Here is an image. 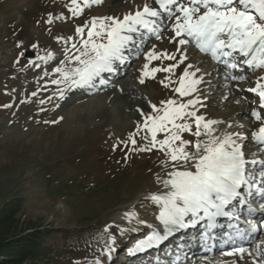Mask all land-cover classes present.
<instances>
[{"label":"rangeland","instance_id":"rangeland-1","mask_svg":"<svg viewBox=\"0 0 264 264\" xmlns=\"http://www.w3.org/2000/svg\"><path fill=\"white\" fill-rule=\"evenodd\" d=\"M118 1L124 4L121 8H115L116 0H102L73 16L71 0H0V247L9 236L28 239L45 230L48 245L57 251L47 264H120L126 250L141 249L145 240L155 237L163 205L152 197L167 193L169 173L184 168L182 161L174 164L158 148L140 150L149 146L150 139L141 113L152 114V104L159 108L161 101L199 99L195 109L188 110L220 122L213 126L214 135L232 133L239 145V139L245 138L244 147L253 143L256 118L252 113L259 111L264 120V108L259 97L253 99V92H241L245 85L247 90L255 88L252 81L257 78L264 83V69L262 74L240 79L241 90L234 93V88L226 90L220 85L225 82L222 72L211 73L206 55L194 54L198 50L188 44L181 49L187 58L171 73L156 72L154 79L144 76V83L140 82L146 63L149 68H167L179 61L177 38L167 29L145 45L141 42L147 33L142 37L136 34L138 45L130 54L141 47V55L132 56L127 51L125 59L133 62L128 61L123 74L107 87L92 91V86L68 89L64 83H54L62 79L57 67L74 66L66 59L72 43L81 42L77 27L93 18H123L132 12V0ZM79 3L83 7V0ZM152 4L156 7L154 1ZM153 48L157 53H176L177 59L149 62L146 55ZM186 69H199L198 79L211 74L207 87L197 88L190 96L176 93ZM111 73H103V80ZM245 76L249 75L245 72ZM169 77L175 83L165 87L161 81L167 83ZM225 97L232 99V109L217 110L212 104L225 101ZM37 101L43 103L39 112ZM177 122H188L195 131L190 118ZM165 136L160 132L157 140ZM182 138L196 142L191 132L183 133ZM187 168L194 171L190 164ZM11 203L20 206L16 205V210ZM137 228L143 230L137 233ZM250 257L239 264H261L257 257ZM9 258L13 256L0 253L1 264H10L6 262ZM23 264L29 262L25 259Z\"/></svg>","mask_w":264,"mask_h":264},{"label":"snow or ice","instance_id":"snow-or-ice-1","mask_svg":"<svg viewBox=\"0 0 264 264\" xmlns=\"http://www.w3.org/2000/svg\"><path fill=\"white\" fill-rule=\"evenodd\" d=\"M101 2L102 0H83L81 7L79 0H71L69 10L73 16H77L83 13L84 8ZM154 3L158 8L149 0H144L141 7L135 12L124 14L123 18L97 17L83 27H77L76 32L81 37V42L79 45L72 43L66 59V63L74 66L57 67L55 71L62 79L54 83H64L68 89L91 87L97 79L104 83L102 74L114 72L116 62L125 61V51L130 52L137 44L135 35L142 37L147 32L159 38L165 19L169 21V30L177 38L174 42L178 44L177 53L180 59L177 64L167 68L154 67L149 70V64L146 63L141 83H144V76L154 79L156 72L171 73L187 58L181 49L191 42H194L200 51L210 54L214 60L228 68L237 69L243 64L253 71L264 69V0H154ZM51 22L50 19L49 23ZM161 58L176 60L177 54L157 53L153 48L146 55L149 62ZM41 59L47 60L48 57ZM188 68L191 69L192 65H188ZM198 71L199 69H186L179 80V87L174 91L180 96H190L196 92L197 85L202 82L196 78ZM232 79L243 77L233 76ZM261 80H264V77H261ZM161 83L169 87L175 82L169 77L167 83ZM248 91L260 98V107L264 108V83L257 81L256 87ZM60 95L63 98V89ZM199 103V99H192L187 103L170 99L161 101L162 106L159 108L152 104V114L141 113L144 116L143 129L150 133V139L145 136V139H149V146L140 150L151 151L152 148H158L164 151L174 164L183 162L181 167L184 170L172 171L169 173L171 178L165 181V185L170 188L169 193L152 197L163 205L160 220L166 229L183 226L185 218L189 216L198 221L201 214L214 224L218 217L230 215L226 209L233 201L246 203L241 198L242 188L247 186L248 194L251 195L246 170L248 161L244 158L241 146L237 144L236 136L232 133L222 137L214 135L213 126L220 122L206 120L205 117L198 116L195 110H188L195 109ZM252 116L261 120L259 111H253ZM186 117L194 122V132L192 124L177 122L185 121ZM140 130L138 128V131ZM160 132L166 133L163 140H157V134ZM185 132H191L196 137L194 144L182 138ZM201 136L206 139L201 140ZM253 138L264 145V127L254 132ZM178 141L179 145L176 143ZM131 143L136 145V140L131 138ZM189 147L195 151H187ZM189 164L194 171L188 170ZM258 192L264 198V189H258ZM260 207L264 209V203H261ZM250 231H256V225H252ZM150 242L151 238L144 244ZM261 243L264 244V241ZM235 251L243 254L247 249L240 247ZM258 255H264V249L259 246Z\"/></svg>","mask_w":264,"mask_h":264},{"label":"trees","instance_id":"trees-1","mask_svg":"<svg viewBox=\"0 0 264 264\" xmlns=\"http://www.w3.org/2000/svg\"><path fill=\"white\" fill-rule=\"evenodd\" d=\"M13 204L11 203L13 209L16 210L17 206H20L17 203ZM48 236L49 233L45 230L36 231L28 239L13 235L9 236L1 241L0 253L13 256V258L8 259L10 261H6L10 264H23L25 259L29 264L30 262L33 264H47L50 262V258L57 254V251L48 245Z\"/></svg>","mask_w":264,"mask_h":264},{"label":"bare ground","instance_id":"bare-ground-1","mask_svg":"<svg viewBox=\"0 0 264 264\" xmlns=\"http://www.w3.org/2000/svg\"><path fill=\"white\" fill-rule=\"evenodd\" d=\"M154 0H149V2L150 3H152ZM143 2H144V0H132V3H133V5H134V7H133V9H132V12H135V10L138 8V7H141L142 6V4H143ZM122 2H120V1H118V0H116V6H115V8H121V6H123L124 4H121ZM128 6V5H127ZM166 29H169L168 27H167V24H165V27H163V30L161 31V33L164 31V30H166ZM171 32V31H170ZM171 34V36L172 35H174V33L173 32H171L170 33ZM154 40V38L152 39H149V40H147L146 41V43H151L152 41ZM171 40V38L170 39H167V41H170ZM155 41V40H154ZM152 47V46H151ZM156 50V49H155ZM159 51V50H158ZM157 52V51H156ZM194 55V54H193ZM193 57V56H192ZM191 57V58H192ZM190 58V59H191ZM206 59L208 60V61H210V60H214L212 57H211V55L210 54H207L206 53ZM206 60V61H207ZM217 67L215 66V67H212V66H210L209 68H210V71H212L211 73H213V71L215 72V71H217V69L218 68H225V65L224 64H222V63H220V62H218L217 61ZM128 65V61H125L124 62V65H123V67H125V66H127ZM220 66V67H219ZM217 68V69H216ZM151 68H149V70H150ZM143 71H144V69H142ZM244 71L246 72V75H249V73H252V72H249V69H248V67H247V69H244ZM208 74V73H207ZM206 75V74H205ZM232 75H230V83L231 84H233L234 86H235V88H236V92H234V93H238V91H240L241 89V86H242V83H241V80L240 79H232V77H231ZM222 77H224V76H222ZM225 78V77H224ZM223 78V79H224ZM199 79H201L202 80V83L200 84V85H197V88H200V89H202L203 88V90H204V88H206L207 86V84L209 83V81L211 80V74L210 75H208V76H205V77H203V76H199ZM222 87H224V88H226V86H223V85H221ZM221 89V88H220ZM222 90V89H221ZM214 102V101H213ZM42 101H37V105L38 106H36V112H39L40 111V109H41V106H42ZM212 105H214L215 106V108L217 109V110H220L221 109V107L223 108H228V109H230L231 107H233L232 105H233V101H232V99L231 98H227L225 101H221V103L219 102L218 104H212ZM232 109V108H231ZM242 113H245V112H242ZM169 188V187H168ZM258 215H259V217L260 218H262L264 215H262V214H260V213H258ZM137 257H141V253L140 254H137ZM228 258H230L229 257V255H220V252H218L217 253V256L215 255V256H213V257H209V256H206V257H203V258H198V260H196V262H194L195 264H227V259ZM227 260V261H226Z\"/></svg>","mask_w":264,"mask_h":264}]
</instances>
